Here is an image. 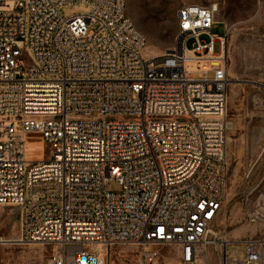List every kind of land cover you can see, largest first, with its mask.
<instances>
[{"label": "built area", "instance_id": "2783aa9c", "mask_svg": "<svg viewBox=\"0 0 264 264\" xmlns=\"http://www.w3.org/2000/svg\"><path fill=\"white\" fill-rule=\"evenodd\" d=\"M77 5L88 11L62 14ZM218 14L183 5L175 46L147 57L127 0H0V207L18 210V242L54 245L49 264H107L118 244L150 261L177 247L194 264L218 242L230 126ZM33 132L41 160L28 154ZM113 179L120 190L106 189ZM239 243L244 258L225 249L224 264H264V236Z\"/></svg>", "mask_w": 264, "mask_h": 264}, {"label": "rangeland", "instance_id": "374dc122", "mask_svg": "<svg viewBox=\"0 0 264 264\" xmlns=\"http://www.w3.org/2000/svg\"><path fill=\"white\" fill-rule=\"evenodd\" d=\"M218 3V21L212 33L224 35L228 26L229 120L227 134V186L222 213L216 224L221 237L208 245L194 264H224L228 259L242 260L244 246L239 243L251 236H264V0H127V14L136 29L146 37L144 55H160L177 42V12L185 4ZM88 11V6H66L62 14L70 17ZM208 41L209 35L202 34ZM194 38L186 45L192 48ZM219 42L216 43V51ZM30 156L43 159L44 141L39 135H27ZM262 141V144L259 142ZM38 156V157H36ZM249 177H246L248 172ZM118 191L117 180L106 184ZM259 210L256 223L249 219ZM0 237L20 238L19 212L0 207ZM224 238L232 242L221 245ZM98 246V245H96ZM94 246H92L93 248ZM54 245L15 241L0 243V264H49ZM160 255L150 261L141 248L114 245L108 250L107 264H184L177 247H160ZM239 264V263H234Z\"/></svg>", "mask_w": 264, "mask_h": 264}, {"label": "bare ground", "instance_id": "6f19581e", "mask_svg": "<svg viewBox=\"0 0 264 264\" xmlns=\"http://www.w3.org/2000/svg\"><path fill=\"white\" fill-rule=\"evenodd\" d=\"M168 50H170V49H168ZM145 55H146V54H145ZM146 56L148 57V56H158V55H146ZM30 134L39 135V136L42 138L41 134L38 133V132L28 133V134L25 135V139H26V141H27L28 154H29V155H30V150H29V143H28V140H27V135H30ZM42 140H43V139H42ZM36 157H38V156H36ZM40 160H41V159H40ZM15 241H20V238H15V239H4L3 237H0V242L5 243V244H6V243H10V242H15ZM227 241H231V239H229V238H224V240L221 241L222 249H223V245H225ZM21 244H22V243H21ZM25 244H26V243H25ZM216 244H217V243H216ZM96 245H98V246H96ZM92 246H94V247H93L94 250L99 251V252H101L102 254H105V255H106L107 250H106V248H105L103 245H101V244H93Z\"/></svg>", "mask_w": 264, "mask_h": 264}, {"label": "crops", "instance_id": "0c3cea01", "mask_svg": "<svg viewBox=\"0 0 264 264\" xmlns=\"http://www.w3.org/2000/svg\"><path fill=\"white\" fill-rule=\"evenodd\" d=\"M259 144H262V141H260ZM226 248H227V247H226Z\"/></svg>", "mask_w": 264, "mask_h": 264}]
</instances>
